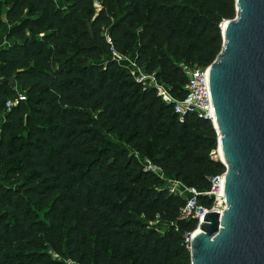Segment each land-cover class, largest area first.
I'll return each mask as SVG.
<instances>
[{"label": "trees", "instance_id": "trees-1", "mask_svg": "<svg viewBox=\"0 0 264 264\" xmlns=\"http://www.w3.org/2000/svg\"><path fill=\"white\" fill-rule=\"evenodd\" d=\"M94 1L0 0V264H191L197 221L143 160L209 190L225 172L216 131L180 121L113 52L135 50L181 98L180 65L215 59L235 0Z\"/></svg>", "mask_w": 264, "mask_h": 264}, {"label": "water", "instance_id": "water-1", "mask_svg": "<svg viewBox=\"0 0 264 264\" xmlns=\"http://www.w3.org/2000/svg\"><path fill=\"white\" fill-rule=\"evenodd\" d=\"M235 9L207 68L225 207L197 224L191 264H264V0H235Z\"/></svg>", "mask_w": 264, "mask_h": 264}, {"label": "built area", "instance_id": "built-area-1", "mask_svg": "<svg viewBox=\"0 0 264 264\" xmlns=\"http://www.w3.org/2000/svg\"><path fill=\"white\" fill-rule=\"evenodd\" d=\"M113 55L116 59H121L120 56L115 52H113ZM180 66L186 76L185 95L181 98H178L176 96L171 95V93H169L165 88L159 86L157 87V94L166 103H172L173 111L179 117L180 121L183 120L186 114L196 113L199 116L210 120L213 123L214 114L207 87L208 65L190 66L182 63ZM17 99L25 100V96L22 92L18 93ZM18 100L7 101L6 108L9 109L11 106L15 105ZM215 152H217V148L216 150H213L211 152V155L215 154ZM214 157L215 159H217L215 155ZM145 164L147 168L151 169L152 171L160 170L158 167L152 165L147 160ZM210 182L211 187L209 190L199 191L194 187H186V190L189 193V197L187 198V202L182 210V214L190 215L197 221V224L203 221L202 218L206 213L218 211L217 207H220V204L224 205L225 203L224 196L222 195L223 174L211 177ZM199 196L211 197L213 199L212 205L210 207H207L203 204H200L198 202ZM191 236L192 234L190 233L185 236V245L189 246Z\"/></svg>", "mask_w": 264, "mask_h": 264}, {"label": "rangeland", "instance_id": "rangeland-1", "mask_svg": "<svg viewBox=\"0 0 264 264\" xmlns=\"http://www.w3.org/2000/svg\"><path fill=\"white\" fill-rule=\"evenodd\" d=\"M55 1H56L57 5H59L65 9V5H66L65 0H55ZM94 7H95V12H97L99 10V2L96 0L94 1ZM6 31H7V26H5L3 28L2 34L0 35V48L5 47L9 43V40H7V38L5 36ZM120 58L121 59H116V61L121 66L127 68L131 72V74L133 75L135 80L144 82L149 86L155 87L156 90H158L157 89L158 86L163 87L169 93H171L170 84L165 82L164 80L158 78L156 75V72L147 73L142 67L137 66V64L135 62V58H136V51L135 50L130 52L128 55H121ZM184 64H187L190 66H201V64H199L197 62H189V63H184ZM171 95H173V94L171 93ZM3 113H4L3 110H0V124L4 120V114ZM214 155L216 156L217 159L219 158L218 157V150H217V152H215V154H213L211 156L214 157ZM143 162L145 163L146 161L143 160ZM153 171L159 176V178L161 180L160 185L158 186V190H165L168 194L179 195L180 197H182V199L184 201V204L182 205V207L180 209V213L182 215V210H183V208L187 202V198L189 197V193L187 192L186 187H191V186L186 185L184 182H182L181 180L176 179L174 177L165 176L161 170H153ZM174 224H175V222H174ZM197 229H198V227L196 226V228L190 234H193L194 232H196ZM52 256L56 257V255H54V254Z\"/></svg>", "mask_w": 264, "mask_h": 264}, {"label": "bare ground", "instance_id": "bare-ground-1", "mask_svg": "<svg viewBox=\"0 0 264 264\" xmlns=\"http://www.w3.org/2000/svg\"><path fill=\"white\" fill-rule=\"evenodd\" d=\"M225 22V21H224ZM224 24V23H223ZM217 150H218V156L221 158V151H220V146L218 145V147H217ZM224 205H225V203H224ZM224 205L222 204H220V207H217V210L220 212V211H222V208L224 207ZM198 230V229H197ZM197 230H196V232H197Z\"/></svg>", "mask_w": 264, "mask_h": 264}]
</instances>
